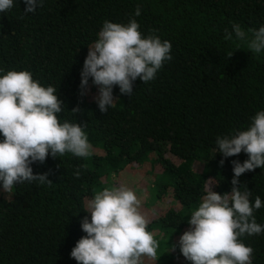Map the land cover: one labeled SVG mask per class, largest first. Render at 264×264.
<instances>
[{"label": "trees", "instance_id": "trees-1", "mask_svg": "<svg viewBox=\"0 0 264 264\" xmlns=\"http://www.w3.org/2000/svg\"><path fill=\"white\" fill-rule=\"evenodd\" d=\"M25 7L14 0L12 9L0 13V76L29 71L41 86L56 87L65 106L61 123L85 125L92 155L49 154L43 164H32L34 175L49 173L51 185L24 182L11 193L0 186V264H77L70 253L86 235L81 221H90L88 201L133 173L149 154L157 176L146 198L177 203L148 223L149 232L161 231L153 234L159 243L154 261L173 264L179 257L191 264L178 244L191 212L209 185L229 193L232 161L248 159L243 151L223 157L217 138L247 130L264 111V50L251 53L234 33L225 39V30L232 33L233 23L245 31L264 26V0H43L31 14ZM130 19L143 36L169 41L172 59L148 83L137 78L130 97L114 86L116 106L101 113L91 77L80 95L84 60L105 21L126 25ZM74 108L80 110L72 113ZM238 179L252 203L259 196L264 204V168ZM254 217L264 225V207ZM240 239L253 249L252 264H264V232Z\"/></svg>", "mask_w": 264, "mask_h": 264}, {"label": "clouds", "instance_id": "clouds-1", "mask_svg": "<svg viewBox=\"0 0 264 264\" xmlns=\"http://www.w3.org/2000/svg\"><path fill=\"white\" fill-rule=\"evenodd\" d=\"M24 13L31 14L43 6V0H23ZM14 0H0V13L12 9ZM137 8L134 15L139 16ZM225 30V39L247 44L251 53L264 50V26L242 30L239 23ZM135 19L124 24L105 21L93 47L88 49L81 71V93L85 94L89 77L98 87L97 105L106 113L116 101L113 87L131 96L133 84L153 80L166 61L172 59L171 43L149 34L143 36ZM230 53L228 57H231ZM3 71V69H0ZM65 110L57 88L43 87L29 71H7L0 76V186L11 193L15 185L39 182L51 185L49 173L33 174L34 163L43 164L49 154L55 159L66 153L78 158L92 155V145L85 125L61 123L58 114ZM80 109L74 108L72 113ZM218 153L233 157L242 151L243 163L232 161L231 191L223 195L209 185L198 208L191 212L189 229L180 237L179 250L191 264H252L253 249L241 237L259 235L254 211L264 207L259 196L254 203L251 191L240 190L239 177L264 168V111L252 118L247 130L233 136L217 138ZM221 160L220 164L223 165ZM79 177V171L75 174ZM141 201L125 185L105 187L87 203L90 221L85 217L81 229L86 234L71 250L77 264H144V258L157 260L158 241L147 230L148 219L140 211ZM172 245L170 251H175Z\"/></svg>", "mask_w": 264, "mask_h": 264}, {"label": "rangeland", "instance_id": "rangeland-1", "mask_svg": "<svg viewBox=\"0 0 264 264\" xmlns=\"http://www.w3.org/2000/svg\"><path fill=\"white\" fill-rule=\"evenodd\" d=\"M150 156V154L147 155V158L142 164L132 167L131 172L133 173H129L128 175L125 173L117 178L118 183L115 185H125L136 193L137 197L141 201L140 211L146 216L148 221L153 220L159 213L167 209L177 207V203L169 198L160 197L157 200L154 199L153 202L146 198L148 192L151 191L152 186L154 187V180L157 176V174L151 170L152 159L149 160ZM159 232L161 231L158 228H153L152 234H158ZM179 259L180 258L178 257L173 260V264H187L183 260L182 263ZM144 260L148 264H153L152 262L154 261L148 258H144ZM154 263L156 264L155 261Z\"/></svg>", "mask_w": 264, "mask_h": 264}]
</instances>
